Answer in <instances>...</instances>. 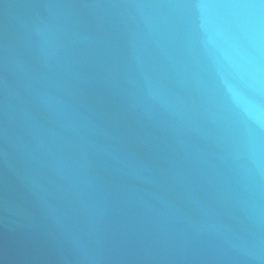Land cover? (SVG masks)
<instances>
[{"label":"water","instance_id":"water-1","mask_svg":"<svg viewBox=\"0 0 264 264\" xmlns=\"http://www.w3.org/2000/svg\"><path fill=\"white\" fill-rule=\"evenodd\" d=\"M0 264H264V0H0Z\"/></svg>","mask_w":264,"mask_h":264}]
</instances>
